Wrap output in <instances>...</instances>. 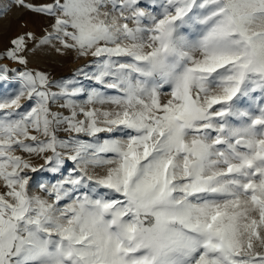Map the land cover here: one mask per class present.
Segmentation results:
<instances>
[{"label": "snow or ice", "instance_id": "1", "mask_svg": "<svg viewBox=\"0 0 264 264\" xmlns=\"http://www.w3.org/2000/svg\"><path fill=\"white\" fill-rule=\"evenodd\" d=\"M11 4L0 264H264V0Z\"/></svg>", "mask_w": 264, "mask_h": 264}, {"label": "rangeland", "instance_id": "2", "mask_svg": "<svg viewBox=\"0 0 264 264\" xmlns=\"http://www.w3.org/2000/svg\"><path fill=\"white\" fill-rule=\"evenodd\" d=\"M11 5L0 15V48L19 33L34 31L39 36L46 21L25 9L11 4V0H0V7ZM83 61L74 59L71 54L60 56L51 49L44 48L29 55V67H38L50 73L53 78L68 76ZM9 66H12L9 63ZM63 135V134H61ZM39 162V161H38Z\"/></svg>", "mask_w": 264, "mask_h": 264}]
</instances>
